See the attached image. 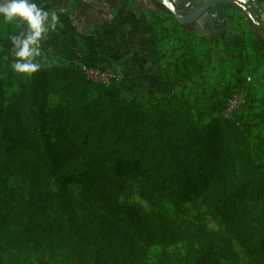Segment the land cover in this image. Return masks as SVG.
Returning a JSON list of instances; mask_svg holds the SVG:
<instances>
[{
    "label": "trees",
    "instance_id": "obj_1",
    "mask_svg": "<svg viewBox=\"0 0 264 264\" xmlns=\"http://www.w3.org/2000/svg\"><path fill=\"white\" fill-rule=\"evenodd\" d=\"M49 67L65 85L63 118L81 138L63 132L54 153L38 90L25 81L9 91L13 82L0 72V264H134L147 247L182 241L197 244L184 264H237L233 241L251 264H264V202L259 215L243 202L254 190L264 194V164L234 120L217 115L200 127L174 94L146 109L89 80L76 92L81 69ZM138 165H153L165 180L125 167ZM131 188L150 211L121 200ZM195 200L219 230L183 227L161 204L177 210Z\"/></svg>",
    "mask_w": 264,
    "mask_h": 264
},
{
    "label": "rangeland",
    "instance_id": "obj_2",
    "mask_svg": "<svg viewBox=\"0 0 264 264\" xmlns=\"http://www.w3.org/2000/svg\"><path fill=\"white\" fill-rule=\"evenodd\" d=\"M258 1L263 24L264 0ZM105 2L109 9L103 6L93 12L88 0H38L42 7L58 11L60 16L59 24L42 44L49 64L79 68L86 75V80L77 78L71 83L75 91L84 90L89 80L118 90L121 97L146 109H152L162 95L183 97L200 127L217 115L234 120L246 134L253 155L264 164V29L234 6L227 11L226 26L216 31L180 24L169 12L145 7L139 0ZM19 30L16 23L0 18L1 76L13 82L9 91L18 90L25 81L38 90L43 129L57 153L63 132L81 138L63 118L65 85L61 75L49 66L30 75L12 69L15 57L9 37ZM189 56L195 61L186 69L182 63ZM216 137L226 138L223 132ZM125 167L165 180L153 165ZM10 183L25 187L27 180L11 177ZM70 190L77 195V186ZM259 192L254 190L252 197L243 199L256 215L264 202V194ZM121 200L139 204L146 211L152 209L135 188ZM161 204L183 227L220 229L205 213L200 200L186 202L177 210L164 201ZM190 247L197 244L182 241L171 246H150L134 264H184ZM233 247L238 254L237 264H251L237 242L233 241Z\"/></svg>",
    "mask_w": 264,
    "mask_h": 264
},
{
    "label": "clouds",
    "instance_id": "obj_3",
    "mask_svg": "<svg viewBox=\"0 0 264 264\" xmlns=\"http://www.w3.org/2000/svg\"><path fill=\"white\" fill-rule=\"evenodd\" d=\"M0 18L20 28L9 37L15 72L30 75L50 66L49 58L42 52V44L60 22L58 11L50 12L38 0H0Z\"/></svg>",
    "mask_w": 264,
    "mask_h": 264
},
{
    "label": "flooded vegetation",
    "instance_id": "obj_4",
    "mask_svg": "<svg viewBox=\"0 0 264 264\" xmlns=\"http://www.w3.org/2000/svg\"><path fill=\"white\" fill-rule=\"evenodd\" d=\"M90 2V4L92 5V11L93 12H97L99 9H101V7H105L107 9H109L108 4L105 2V0H88ZM141 4H143V6L145 7H150L153 10H157V11H166L165 7L163 6V4L159 1V0H139ZM206 0L203 1H197V4L195 5L198 6L199 4H201L202 2H204ZM233 2H228L227 8H226V14L228 9H231V7L234 6V8H240V10L248 17L251 19V21L258 27V28H262L264 29V23L262 24L260 22L261 19V14H262V9L259 5V1L256 0V5H258V7L260 8L259 11V15L256 17L254 12L249 8L250 6H246L245 8L243 7V5L241 4V2L237 1V0H232ZM251 3L253 1H250ZM214 6L215 7V11H217L216 8V2L215 1H211L210 4L208 5V7L202 11L200 14H198L195 17L191 16V13L193 10L190 11H181V15L183 16L182 19V23L183 25L189 26L190 28H201V29H213L214 30V25L212 23V19L210 17V8ZM194 7V8H195ZM193 8V9H194ZM247 10V11H246ZM250 12V13H248ZM250 14L253 15V17L255 19H252V17L250 16Z\"/></svg>",
    "mask_w": 264,
    "mask_h": 264
},
{
    "label": "water",
    "instance_id": "obj_5",
    "mask_svg": "<svg viewBox=\"0 0 264 264\" xmlns=\"http://www.w3.org/2000/svg\"><path fill=\"white\" fill-rule=\"evenodd\" d=\"M159 1L163 4L166 11L173 15V17L176 19L178 23H182L183 16L181 15V11L193 10L190 13L192 17H195L198 14H200L202 11H204L208 7L211 1H215L217 11H215V7L212 6L210 8V17L214 25V30L216 31L223 29L226 26L227 24L226 4L228 2H233L232 0H206L195 7V5L197 4V0H159ZM237 1L241 2L244 8L245 5L250 6L249 8L254 12L256 17L259 15L260 8L258 7V5H256V0H237ZM250 1L253 2L251 3ZM250 16L252 17V19H255L252 14H250Z\"/></svg>",
    "mask_w": 264,
    "mask_h": 264
}]
</instances>
